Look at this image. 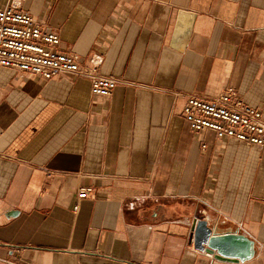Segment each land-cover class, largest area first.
<instances>
[{
  "label": "crops",
  "instance_id": "crops-1",
  "mask_svg": "<svg viewBox=\"0 0 264 264\" xmlns=\"http://www.w3.org/2000/svg\"><path fill=\"white\" fill-rule=\"evenodd\" d=\"M7 3L119 82L99 96L84 77L0 67V264H264V146L194 131L181 112L186 94L232 88L264 119V0ZM180 11L194 14L185 43ZM195 212L256 254L194 249Z\"/></svg>",
  "mask_w": 264,
  "mask_h": 264
},
{
  "label": "built area",
  "instance_id": "built-area-1",
  "mask_svg": "<svg viewBox=\"0 0 264 264\" xmlns=\"http://www.w3.org/2000/svg\"><path fill=\"white\" fill-rule=\"evenodd\" d=\"M59 41L57 31L42 25L17 4L0 5V67L45 80L64 75L84 77L90 82L92 94L108 96L119 80L99 72L102 56L93 54L89 64H81L77 54L58 49ZM181 112L194 131L208 129L218 138H234L264 146L262 111L244 102L232 88L213 97L186 94ZM89 190L81 188L77 198L86 197ZM76 208L77 205L74 206Z\"/></svg>",
  "mask_w": 264,
  "mask_h": 264
},
{
  "label": "water",
  "instance_id": "water-1",
  "mask_svg": "<svg viewBox=\"0 0 264 264\" xmlns=\"http://www.w3.org/2000/svg\"><path fill=\"white\" fill-rule=\"evenodd\" d=\"M189 13L190 20L182 28L180 22L176 24L175 33L182 34L184 43L192 28L194 14L180 11L178 17ZM188 241L193 248L200 252H208L214 258L225 261H245L256 254L255 241L241 232L226 231L219 232L207 216L202 212H195L191 218L188 231Z\"/></svg>",
  "mask_w": 264,
  "mask_h": 264
}]
</instances>
